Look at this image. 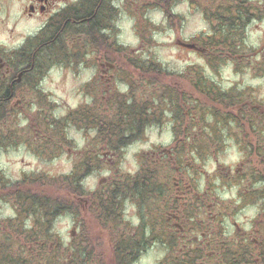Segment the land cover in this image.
Segmentation results:
<instances>
[{
	"label": "rangeland",
	"instance_id": "1",
	"mask_svg": "<svg viewBox=\"0 0 264 264\" xmlns=\"http://www.w3.org/2000/svg\"><path fill=\"white\" fill-rule=\"evenodd\" d=\"M126 2L130 10L118 22V40H67L65 46L70 50L64 52L67 59L57 57L58 61L50 62L46 67L41 83L43 103L31 105L33 98L25 89L23 92L30 98L29 104L23 109L18 108L21 115L12 113L8 120L0 124V185L6 183L7 186L3 188L5 190H0V196H4L0 197V249L6 248L16 255L23 254L25 258H30L33 250V253L41 251L40 245L30 244L27 235L35 218L17 217L15 196L21 191L30 190L70 203L76 210V213L66 212L51 219L48 231L55 244L47 243L48 254L52 255L58 249L57 245L61 246L60 253L70 246H84L92 254L86 264H118L117 253H122L118 244L132 236L130 231L147 234L151 230L148 227L140 229L143 220L139 210L144 202L141 203L131 194L122 199L127 222L118 230H112L98 218L91 193L104 191L116 182H122L126 176H136L148 164L153 167L157 165L160 181L159 188L154 191L158 197L157 205L150 218L154 219L150 224L154 223L155 226L151 228L158 235L163 234L162 230L167 231L170 214H192L186 216V221L191 219L189 223L192 224L197 221V214L213 212H236L239 214L237 222L243 228L245 224L248 230L260 229V234H264V225L254 224L255 218L264 213V200L255 194L264 188V55L260 51L261 56H255L256 50L264 47V26L259 30L252 29L250 40L246 42L248 48L256 49L240 51L243 60L229 56V49L232 48L230 42L224 46L208 47L217 56H221L218 51L225 56H221L222 59L217 60L219 63L214 67L210 65L214 61L209 59L212 54L208 57L206 53L201 55L180 45L181 42L191 45V40L187 39L210 32L197 15L183 23L182 27L179 22L169 27L161 10L152 11L151 6H163L161 2L164 0ZM143 8L150 11L142 13ZM176 10L186 15L185 4L181 3ZM145 15L158 27H148L144 22L140 26L135 25L133 17L140 20ZM1 17L4 15L0 14ZM18 17L19 5L15 2L8 31L0 27V49L3 51L23 42L6 38L11 35L22 37L33 28H29L25 21L18 20ZM11 29H15L13 34ZM2 50L0 52L3 53ZM133 61L140 66L156 65L159 67L158 73L161 69L163 75L155 76L157 72L140 70ZM100 62L118 66L123 72L119 75V72L108 71V67L106 71H100L92 66ZM196 72L209 85L216 84L223 91L235 87L238 90L235 94L242 93L247 101L239 103L243 104L241 106H230L210 99L206 93L199 94L188 78ZM145 73L155 78L151 80ZM168 73V78L162 80ZM96 76L101 80L91 86ZM165 86L185 97L179 108L168 106ZM119 100L143 105L145 113L150 115L143 132L125 143L120 151L109 149V134L96 143L98 132L75 124L67 125L64 141L55 138L52 122L64 121L72 112L83 108L92 111L91 114L98 118L96 121L105 127L107 123L117 125L115 115L122 113ZM202 109L206 114L210 109L215 110L220 114L221 122L219 120L220 123L216 125L213 116L208 118V122H203L200 118ZM177 110L179 116L176 115ZM233 116L240 121L237 132L242 137L241 145L236 143L232 126L228 125ZM93 143L98 145L97 152L103 166L85 174L82 196L70 193L66 187L69 185L47 182L46 178L66 176L76 171L86 152L91 151ZM169 150L172 152L166 155L164 151ZM246 161L249 164L248 174L233 177L232 173ZM26 177L30 181L36 177L40 180L39 183L15 185L22 183ZM146 214L148 206L144 217ZM193 230L189 225L185 239L181 240V236L177 235L180 239L175 242L191 246L198 236ZM9 245L12 246L10 249L7 248ZM166 246L157 237L138 255L137 264H159L168 260ZM240 249L237 245L235 250L238 252ZM188 252L196 256L197 261L201 260L197 249L189 248Z\"/></svg>",
	"mask_w": 264,
	"mask_h": 264
},
{
	"label": "flooded vegetation",
	"instance_id": "2",
	"mask_svg": "<svg viewBox=\"0 0 264 264\" xmlns=\"http://www.w3.org/2000/svg\"><path fill=\"white\" fill-rule=\"evenodd\" d=\"M126 1L128 0H0V14L4 15L0 18V27L4 28L5 32L8 31L15 2L19 5L18 20L25 21L29 28L33 27L22 37L11 35L5 39L23 40L21 45H15L5 51L0 49L3 51V53L0 52V110L5 109V120H8L12 113L21 115L18 108L23 109L29 104L30 98L28 99L23 92L25 89L26 92L31 93L33 98L31 105L43 103L42 79L49 63L58 61V51L54 48L59 45V40H118V22L122 21L124 14L130 10L127 8ZM181 3L185 4L186 15H183L180 10H176ZM161 4L163 6L151 5L152 11L161 10L169 27L177 22L182 27L183 23L196 15L208 27L210 32H203L187 39L191 40V45L195 47L193 49L186 48L201 55L206 53L208 57L212 54L213 56L209 59L214 61V67L222 59L221 56H225L220 51L218 53L221 56L211 52L207 42L211 41L213 44L211 47L214 48L230 42L232 48L229 49V56L233 59L238 57L243 60L240 51L256 49L247 47L246 40H250L252 29L259 30L264 26V0H164ZM128 6L130 5L128 4ZM147 10L150 11L148 8H143L142 13H147ZM133 19L135 25L140 26L144 22V25L148 27H158L146 15L140 20L136 17ZM14 31L15 29L10 30L12 34ZM77 33L79 34L75 35ZM188 43L186 44L189 45ZM50 47H53V54L50 53ZM260 51L264 55L263 46L256 50L255 56H261ZM46 52H48L47 57ZM92 66H96L100 71H106L108 67V71L119 72V75L123 72L120 67L110 63L100 62L92 64ZM113 76L116 77V75ZM100 80L96 76L90 85L93 86V83H99ZM212 88L218 97L222 91L229 98L228 102L217 101L220 104L228 103L230 106L237 104L241 106L243 104L239 103L247 101V97L242 93L235 94L238 92L235 87L223 91L218 85L213 84ZM216 115L218 117H215L214 121L218 125L221 122L220 114L216 112ZM219 120L220 122H218ZM230 120L228 125L232 126L233 138L236 139L237 144L241 145L242 137L237 132V124L240 121H237L235 117ZM170 151H164V153L168 155ZM248 172L249 164L246 161L232 173V176L240 178L239 174H248ZM200 203L202 204V201ZM170 215L167 220L169 225L167 231L162 230L163 234L167 236L163 242L167 244L168 260L161 261L159 264H264V234H260V229H256L257 231L248 230L245 224L243 228L237 222L238 213H201L197 214L198 219L192 224L189 223L191 219L186 221V216L189 217L192 214ZM162 217L165 218L163 215ZM258 217L255 218V226L264 225V213H260ZM250 224L252 226V223ZM189 225L198 235L196 242L193 241L191 246L178 245L175 242L180 239L177 235L181 236V240H184ZM217 225L218 228H216ZM130 232L138 233V231ZM135 235L132 234V237ZM237 245L241 248L238 251L241 254L235 250ZM194 246L196 247L194 248ZM189 248L197 249L201 254V260L189 262L187 260ZM127 253L128 259L118 264H137L138 259L134 256L135 253Z\"/></svg>",
	"mask_w": 264,
	"mask_h": 264
},
{
	"label": "trees",
	"instance_id": "3",
	"mask_svg": "<svg viewBox=\"0 0 264 264\" xmlns=\"http://www.w3.org/2000/svg\"><path fill=\"white\" fill-rule=\"evenodd\" d=\"M65 44H67V40H59V45L54 48L56 49V51H58L57 57H60L61 59H67V55L64 52L70 51L65 46ZM207 44L209 46L213 45L211 41L207 42ZM47 53L48 52H46V57L48 56ZM50 53H54L53 47H50ZM64 55L66 57H64ZM211 64L215 65L214 62ZM134 65L140 70H150V72L153 73H158L159 69L158 66L153 64L149 66H147V64L146 66H140L141 64L138 65L134 62ZM160 70L158 74L154 75H163L162 73H160ZM147 75L151 80L155 78L151 77V75L149 74ZM168 75L169 73L164 75L162 80H166L168 78ZM190 75L192 76L188 77L189 81L191 80L190 82H193V85L196 89H198L199 94L205 95L204 93H206L208 97L214 101L223 102L229 100L226 93L222 91L219 94V97L214 94L212 85H208V82L204 79L203 76H201V74L196 72L194 74L191 73ZM125 79L126 78L124 77V80ZM165 89V94L167 95V98L169 100L168 106L170 107V105H172L176 107V109L179 108V105H181V102L185 99V97L182 98L179 93L174 91V89L171 87L165 86ZM118 106L120 107L119 109L122 113H120L119 115H115L118 120V123H116L117 125L107 123V127H105L104 124H100V122L96 121V119L98 118L94 114H91L92 111L83 108L79 111L72 112L70 116H68L69 118L64 121H53V125H51V128L53 129V131H55L54 136L55 138H59L60 141H64L66 137L65 129L67 125L69 126L71 124H75L80 128L87 127L90 130H95L96 132H98L97 136H95L96 143L103 141L105 136L107 137V134H109V137H107L109 149L113 152L120 151L125 143L132 141L134 137H137L143 132V128L148 125L147 119H149L150 115L148 116L145 113L146 108L143 105L130 104L126 103V101L123 100L118 102ZM4 110L5 109L0 110V124L5 120L6 117ZM202 113L203 115L200 118L203 120V122H208V118H212V116L217 117L216 111L212 109L209 110V113L211 115L209 113L206 114L203 109ZM176 115L179 116L178 110L176 112ZM54 126H56L55 130ZM128 136H131V138H128ZM97 150L98 145H95L93 143L91 151L86 152L87 155L82 158V162L77 167L76 171L66 176L46 178L47 182H54L58 185H69L70 187H66L70 190V193L73 192L75 195L82 196V194H84L82 182L85 174L92 171V169H99L103 166L101 161L102 158L98 154ZM181 163L182 161L180 159L179 164ZM156 166L157 165L153 167L152 165L148 164L136 176H126L122 180V182H116L115 184H113V186L104 191L91 193L90 198L93 199L96 204L99 213L98 218H100L101 222H103L104 225L109 226L112 230H118L120 227H123V224L127 222L123 209L124 202L122 201V199H126L128 197V194H131L134 197L139 198L141 200V203L142 201L144 202V205H140L139 210L143 220L140 229L148 227L151 230L147 234L143 231L141 233H132L136 234L135 237L131 236L125 241L120 242L118 244V249H121L122 253H117V263L124 262V260L128 259L127 252L135 253L134 256L138 258V255L145 251L146 248L151 244V242H154L157 237L161 238L162 241L167 238L165 234L158 235L156 233V230H153V228H151V226L155 227L154 223L150 224V222H154V219L150 220V218L153 216L154 207L155 205H157L158 201V197L156 198V196L154 195V191L159 188L158 183L160 182L158 181V171ZM255 178L258 177L255 176ZM39 180L40 178L36 177L35 179L30 181V178L26 177L22 183L15 185H18L17 187H19L21 185H24V183H39ZM259 181H262V179H260V176ZM160 185H163L165 187L164 184ZM3 188H7L6 183H2L0 185V190H5ZM164 190L167 192L166 189ZM255 194L257 198L264 200V188H262L260 191H257ZM0 197L3 198L4 196L2 195ZM15 200L18 204V218L21 219L24 217H29V219L31 220L32 218H35L30 225L31 230H29L27 235L28 240L31 241L30 244L40 245L41 251L33 253V250L30 258H25L23 254L16 255L7 251L6 248L0 249V264H86V262H88V260L92 257L91 252L87 247L84 246H79L76 248L70 246L65 250L63 249V251L60 253L61 246L57 245L58 249L55 250L52 255L48 254V251L46 250L48 242H50L52 245L55 244L51 233L48 231L51 224V219L54 216L66 212L76 213L75 208L72 207L70 203H65L57 199L35 194L30 190L23 192L21 191L17 194V196H15ZM96 202H98V204ZM145 205L148 206V214L145 215L147 219L143 215L147 208V206ZM36 218L39 220H36ZM147 220L149 222H147ZM124 227L129 229L128 225H125ZM136 237H138V240H136ZM11 247L12 246L9 245L7 248L10 249ZM21 252H24L22 248ZM124 252H126V255H123ZM187 260L189 262H193L197 260V257L191 255L188 252Z\"/></svg>",
	"mask_w": 264,
	"mask_h": 264
},
{
	"label": "water",
	"instance_id": "4",
	"mask_svg": "<svg viewBox=\"0 0 264 264\" xmlns=\"http://www.w3.org/2000/svg\"><path fill=\"white\" fill-rule=\"evenodd\" d=\"M180 45H182V46H184V47L191 48V49H193V48L195 47L194 45H187L186 43H183V42H181Z\"/></svg>",
	"mask_w": 264,
	"mask_h": 264
}]
</instances>
